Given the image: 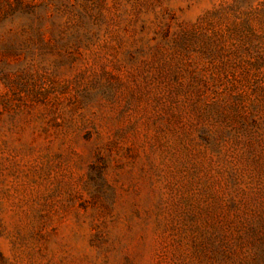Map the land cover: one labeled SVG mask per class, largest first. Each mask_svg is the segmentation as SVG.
<instances>
[{
	"label": "rangeland",
	"instance_id": "374dc122",
	"mask_svg": "<svg viewBox=\"0 0 264 264\" xmlns=\"http://www.w3.org/2000/svg\"><path fill=\"white\" fill-rule=\"evenodd\" d=\"M0 0V264H264V0Z\"/></svg>",
	"mask_w": 264,
	"mask_h": 264
},
{
	"label": "trees",
	"instance_id": "16d2710c",
	"mask_svg": "<svg viewBox=\"0 0 264 264\" xmlns=\"http://www.w3.org/2000/svg\"><path fill=\"white\" fill-rule=\"evenodd\" d=\"M3 1H5V3H7V5H8V7L11 8V6H10L11 4H9V2H10L9 0H3ZM14 6H16V0L14 2Z\"/></svg>",
	"mask_w": 264,
	"mask_h": 264
}]
</instances>
